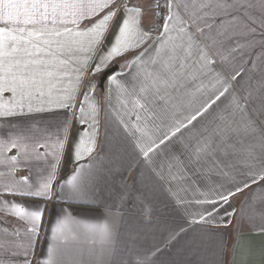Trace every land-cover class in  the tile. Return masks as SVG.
Here are the masks:
<instances>
[{
    "label": "crops",
    "instance_id": "crops-1",
    "mask_svg": "<svg viewBox=\"0 0 264 264\" xmlns=\"http://www.w3.org/2000/svg\"><path fill=\"white\" fill-rule=\"evenodd\" d=\"M172 3L193 48L187 59L177 49L180 80L166 92L157 94L145 73L159 72L187 35L175 16L166 17L167 34L155 30L154 0H130L149 35L120 55L108 54L123 8L99 44L74 35L106 8L57 25L80 43L19 57L43 63L28 66L37 73L31 96L22 99L19 88L0 94V104L13 108L0 116V264H25L26 249L30 264H44L49 248L55 264H264V0ZM201 48L214 64L193 77ZM225 124L247 131L199 151L209 131ZM82 140L92 150L77 157ZM74 176L78 192L68 183ZM45 183L46 195L31 194ZM13 204L41 212L35 235ZM102 223L112 231L104 244L84 229ZM61 224L67 243L56 231Z\"/></svg>",
    "mask_w": 264,
    "mask_h": 264
},
{
    "label": "snow or ice",
    "instance_id": "snow-or-ice-1",
    "mask_svg": "<svg viewBox=\"0 0 264 264\" xmlns=\"http://www.w3.org/2000/svg\"><path fill=\"white\" fill-rule=\"evenodd\" d=\"M115 4V0H0V94L6 90L15 93L17 89H20L21 98L25 95L31 96V88L37 85L35 71L29 73V64H41L42 60H22L19 57L34 56L40 51H45L47 48H51L53 44L57 47L71 46L73 43H80L79 41L67 39L73 35L71 28L67 26L63 27L62 31L57 26L67 25L70 22L76 25L78 21L85 17H91L100 11L108 8L110 9L106 15L99 21H97L91 28H88L86 32H76L75 36H89V44H99L101 42L104 33L109 29V22L117 15V11L122 7L126 13V18L122 21V26L119 27V35L115 39V43L109 52V57L120 55L129 48L138 47L149 33L143 31L140 28V17L142 10L138 6L130 7L127 4L117 5L116 8H111ZM219 6V5H218ZM159 7V5H157ZM179 5L173 4L172 0H169L168 8L171 14L167 17L169 21L173 20V16L182 25L179 31L187 35V45H173L171 48V55L168 57V61L165 62L164 67L159 72L145 73L146 79L151 86L159 94L162 90L166 92L167 87H177L180 80V74L178 70H174L173 62L180 59L177 56V49H180L183 53V59H187L192 55L193 37L187 33V22L182 20L176 8ZM185 9L188 5H184ZM201 7H208L207 4L201 5ZM49 21H51V27H49ZM199 31H203L199 29ZM165 34L169 32L168 24L163 27ZM65 37V39H60ZM41 43L46 48H41ZM162 47L164 42H161ZM33 49L35 51H30ZM200 59L202 63L199 69L192 71V76L195 77V73L201 69H206L209 65L214 64V61L208 56V53L201 48ZM180 68L184 65L181 63ZM99 70V65L97 66ZM47 75L51 76V72H47ZM42 84L43 81L41 80ZM38 90V89H37ZM43 95L42 92L39 93ZM223 95V92H221ZM70 98V97H68ZM159 99L163 100L164 95H159ZM87 99V96H85ZM239 107V105H237ZM19 107V105H17ZM31 110V109H30ZM83 112V108H81ZM13 114V108L6 104H0V116ZM196 117H191L194 120ZM223 119V117H221ZM191 120L189 121V123ZM179 129H177L178 131ZM241 131H247L245 129L233 128L231 125H217L209 131V139L205 140V143L199 147V151H206L211 148L212 140L224 142L226 138L230 137V134L239 133ZM163 142V141H161ZM11 147H16V143L13 141ZM92 149L81 141V144L77 147L76 156L81 155V151L87 153ZM143 151V150H142ZM152 151L149 147L147 151H143L145 157ZM15 160V157L12 158ZM264 179V177H261ZM27 178L25 177V181ZM76 177H72L68 181L74 191H79V186L75 183ZM247 185H245L246 187ZM49 184L45 183L40 186L33 195H46L48 193ZM239 190V189H238ZM5 191H11L6 188ZM222 199L227 200L228 197L224 196ZM10 203V202H6ZM12 210L14 213L26 220L31 224L29 232L35 235L37 232V224L41 218L40 211H28L25 207L13 204ZM86 234L90 239L99 241L100 243H108L111 240V227L107 223L102 224H86L84 225ZM56 231L61 234L62 243H67L69 237L64 235L63 225H58ZM75 239L76 237H71ZM31 244L29 243V248ZM31 253L25 250V264H30L27 260V256ZM44 264H55V250L49 248L48 259Z\"/></svg>",
    "mask_w": 264,
    "mask_h": 264
},
{
    "label": "built area",
    "instance_id": "built-area-1",
    "mask_svg": "<svg viewBox=\"0 0 264 264\" xmlns=\"http://www.w3.org/2000/svg\"><path fill=\"white\" fill-rule=\"evenodd\" d=\"M123 4H127L129 6L130 0H121L120 5ZM166 4L167 0H154V28L157 32L161 31L165 24L167 17ZM157 5H159V7H157Z\"/></svg>",
    "mask_w": 264,
    "mask_h": 264
},
{
    "label": "rangeland",
    "instance_id": "rangeland-1",
    "mask_svg": "<svg viewBox=\"0 0 264 264\" xmlns=\"http://www.w3.org/2000/svg\"><path fill=\"white\" fill-rule=\"evenodd\" d=\"M239 228H241V227H239ZM236 229H237V227H235V228L232 227V228H231V232H232V233H235V232H236ZM231 237L234 238V235H231Z\"/></svg>",
    "mask_w": 264,
    "mask_h": 264
}]
</instances>
